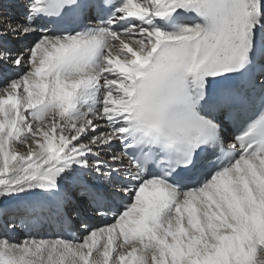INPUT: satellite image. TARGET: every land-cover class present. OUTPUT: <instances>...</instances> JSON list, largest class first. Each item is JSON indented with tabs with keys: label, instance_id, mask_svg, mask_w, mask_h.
<instances>
[{
	"label": "snow or ice",
	"instance_id": "obj_1",
	"mask_svg": "<svg viewBox=\"0 0 264 264\" xmlns=\"http://www.w3.org/2000/svg\"><path fill=\"white\" fill-rule=\"evenodd\" d=\"M18 6L0 10V264H264V0ZM45 216L82 235L7 234Z\"/></svg>",
	"mask_w": 264,
	"mask_h": 264
},
{
	"label": "bare ground",
	"instance_id": "obj_2",
	"mask_svg": "<svg viewBox=\"0 0 264 264\" xmlns=\"http://www.w3.org/2000/svg\"><path fill=\"white\" fill-rule=\"evenodd\" d=\"M0 4L4 5V9H0L5 11V14L14 18V19H22L23 18V9L18 6L19 0H0ZM34 40L33 36L22 37L21 39L17 40L12 37H9V47L13 49H22L27 45L31 44ZM20 151H24L23 147L19 148ZM44 221L43 225L38 227L37 229H28V228H17L14 232H8L7 234L16 241L23 239L24 235L27 234L29 231H32L34 234L39 232L41 236L46 238H50L51 236L59 233L63 235V230L60 228L59 224L55 222L54 219L48 220L45 217H41ZM92 224H100L102 223L99 220L91 221ZM4 229L0 227V232H3ZM77 237L81 236L82 233L80 231H76Z\"/></svg>",
	"mask_w": 264,
	"mask_h": 264
}]
</instances>
